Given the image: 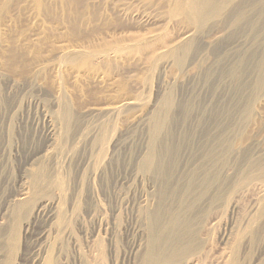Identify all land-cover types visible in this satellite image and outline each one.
I'll return each mask as SVG.
<instances>
[{
	"label": "rangeland",
	"instance_id": "rangeland-1",
	"mask_svg": "<svg viewBox=\"0 0 264 264\" xmlns=\"http://www.w3.org/2000/svg\"><path fill=\"white\" fill-rule=\"evenodd\" d=\"M263 59L264 0H0V264H264Z\"/></svg>",
	"mask_w": 264,
	"mask_h": 264
},
{
	"label": "bare ground",
	"instance_id": "bare-ground-1",
	"mask_svg": "<svg viewBox=\"0 0 264 264\" xmlns=\"http://www.w3.org/2000/svg\"><path fill=\"white\" fill-rule=\"evenodd\" d=\"M202 7H203V8H202L201 10L199 9L200 11H198V12L196 11V12H197V13H196V18H197V20H198L199 23H201L202 20H203V22H204V19H205L203 12H204V10H206V7H207V6H202ZM206 13H207V12H206ZM199 20H200V21H199ZM261 64H262V67H264V59H263V61H262ZM167 105L169 106V104H166V106H167ZM161 122H163V120H162ZM159 123H160V122H159ZM156 125H157V124H156ZM162 126H163V123H162ZM157 127H158V125H157ZM161 128H162V127H161ZM155 129H157V128H154V130H155ZM162 129H163V128H162ZM157 131H159V128L157 129ZM154 132H155V131H154ZM155 134H156V133H155ZM155 134H154V136H155ZM153 140H154V139H153ZM151 152H152V151H151ZM150 155H151V154L149 153V155H148L149 158H151ZM152 156H153V155H152ZM153 157H154V156H153ZM149 158H148V160L152 162L153 159L151 158V159H152V160H151V159H149ZM145 163H147V161H145ZM148 164H149V163H148ZM145 165H146V164H145ZM149 165H150V164H149ZM147 166H148V165H147ZM149 167H150V166H149ZM61 184H62V183H61ZM46 212H47V211H46ZM48 212H49V211H48ZM48 212H47V213H48ZM165 212H166V211H165ZM49 214H50V213H49ZM166 214H167V212H166ZM168 214H169V212H168ZM168 214H167V215H168ZM172 214H173V213H172ZM172 214H171V215H172ZM175 214H176V213H175ZM173 215H174V214H173ZM45 216H46V215H45ZM163 216H165V215H163ZM163 216H162V218H163ZM47 217H48V216H47ZM170 217H171V216H170ZM170 217H169V218H170ZM174 217H175V216H173V218H174ZM176 217H177V216H176ZM176 217H175V218H176ZM158 218H159V216H158ZM160 218H161V217H160ZM166 218H167V217H166ZM178 218H179V216H178ZM176 219H177V218H176ZM179 219H181V218H179ZM179 219H178V220H179ZM160 220H161V219H160ZM156 221H158V220H156ZM162 221H164V220L162 219ZM166 221H167V220H166ZM160 222H161V221H160ZM168 222H169V223H168ZM168 222H166V223L170 224V229L172 228L171 230H173V228H174V227L177 225V223H178V221H177V223H176L174 220H171V219H170ZM180 222H182V221L180 220ZM180 222H179V223H180ZM179 223H178V224H179ZM164 224H165V221L163 222V225H164ZM168 224H167V225H168ZM160 225H161V223L159 224V226H160ZM151 226H152V225H151ZM177 226H178V225H177ZM161 227H162V226H161ZM164 227H165V226H164ZM167 228H168L167 226H166L165 229L163 228V234H162V236L165 235V238H166L165 240H166V242H169L168 240H170V238L176 233V230H177V229L175 228L176 230L170 231V229H167ZM177 228H180V225H179V227H177ZM181 229H182V228H181ZM169 231H170L171 233H174V232H175V233H174L172 236H170L171 233L169 234ZM181 231H182V230H181ZM156 232H157V231H156ZM159 232H160V231H159ZM161 232H162V231H161ZM178 232H179V231H178ZM179 233H180V232H179ZM181 233H182V232H181ZM41 234H42V233H41ZM41 234H40V235H41ZM153 234H154V232H153ZM157 234H159V233H157ZM160 235H161V234H160ZM175 236L177 237V235H175ZM178 236H180V234H179ZM36 237H37V239H38V236H36ZM42 237H43V236H42ZM151 237H152V236H151ZM155 237H156V236H155ZM157 237H158V236H157ZM176 237H175V238H176ZM40 238H41V237H40ZM152 238H154V235H153ZM160 238H161V237H159V239H158L159 241H160ZM183 238H184V235H183ZM173 239H174V237H173ZM176 239H177V238H176ZM176 239H175V240H176ZM180 239H181V237H179V240H180ZM153 240H154V239H153ZM155 240H157V239H155ZM158 240H157V241H158ZM163 240H164V238H163ZM163 240H161V241H162V244H160V245H163V243L167 244L165 241L163 242ZM175 240L172 241V243L175 242ZM181 240H182V239H181ZM183 240H185V238H184ZM37 241H38V240H37ZM159 241H158V242H159ZM154 242H155V241H154ZM177 242H179L178 239H177L176 243H177ZM151 243H152V242H151ZM155 243H156V242H155ZM176 243H173V245L176 244ZM179 243H180V242H179ZM181 243L183 244V243H186V242H181ZM181 243H180V244H177V245H180V246H181ZM168 244H169V243H168ZM168 244H167V245H168ZM149 245L151 246L152 244H149ZM153 245H154V243H153ZM158 245H159V244H158ZM167 245H166V246H167ZM171 245H172V244H171ZM171 245H168V246L171 247ZM177 245H175V247H176ZM186 245H187V243H186L184 246H186ZM180 246H179V247H180ZM182 246H183V245H182ZM184 246H183V251H184ZM148 247H149V246H148ZM148 247H147V248H148ZM163 247H164V246H163ZM149 248H154V246H153V247H149ZM156 248H157V247H156ZM161 248H162V247H161ZM161 248H160V249H161ZM181 248H182V247H181ZM181 248H180V249H181ZM185 248H187V247H185ZM162 249H163V248H162ZM171 249H173V246H172ZM175 249H179V248L177 247V248H175ZM180 249H179V250H180ZM156 250H157V249H156ZM179 250H178V251H179ZM186 250H187V249H186ZM147 251H148V250H147ZM151 251H152V250H151ZM151 251L148 252L149 255H148L147 258L144 256L146 259H143V261L145 260L143 264H155L154 261H153V260H154L153 258H155V255L153 256V254H152L154 250H153L152 252H151ZM165 252H166V255H167V251H166V250H165ZM171 252H172V251H171ZM174 252H175V251H174ZM176 252H177V250H176ZM181 252H182V251H181ZM148 253H147V254H148ZM154 253H155V252H154ZM163 253H164V252H163ZM178 253H180V251H179ZM145 254H146V253H145ZM159 254L162 255V253H160V252L158 251V255H159ZM172 254H173V252H172ZM156 255H157V254H156ZM173 255H174V254H173ZM173 255H172V257H173ZM146 256H147V255H146ZM164 256H165V255L163 254V258H162V259L165 258ZM168 256H169V255H168ZM169 257H171V256H169ZM157 259H159V257H158ZM166 259H168V257H166ZM169 259H171V258H169ZM164 261H165V260H164ZM155 262L157 263V261H155ZM141 264H142V263H141ZM157 264H158V263H157Z\"/></svg>",
	"mask_w": 264,
	"mask_h": 264
}]
</instances>
